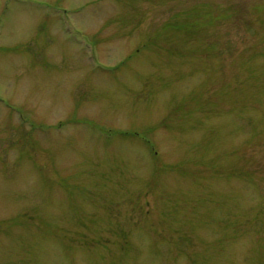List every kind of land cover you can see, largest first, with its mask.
Segmentation results:
<instances>
[{
    "label": "rangeland",
    "instance_id": "obj_1",
    "mask_svg": "<svg viewBox=\"0 0 264 264\" xmlns=\"http://www.w3.org/2000/svg\"><path fill=\"white\" fill-rule=\"evenodd\" d=\"M0 264H264V0H0Z\"/></svg>",
    "mask_w": 264,
    "mask_h": 264
}]
</instances>
